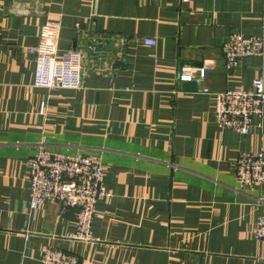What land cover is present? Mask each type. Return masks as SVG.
Returning a JSON list of instances; mask_svg holds the SVG:
<instances>
[{
    "label": "crops",
    "instance_id": "crops-1",
    "mask_svg": "<svg viewBox=\"0 0 264 264\" xmlns=\"http://www.w3.org/2000/svg\"><path fill=\"white\" fill-rule=\"evenodd\" d=\"M49 19L61 23L59 57L85 52L79 89L34 84ZM234 32L264 34V0H0V264H42L49 247L82 264H264L254 236L264 185L236 178L241 151H264V127L219 128L204 91L264 76V57L227 68L222 45ZM184 67H206L190 80L198 90L183 88ZM43 139L102 154L109 195L95 241L73 237V209H29Z\"/></svg>",
    "mask_w": 264,
    "mask_h": 264
},
{
    "label": "built area",
    "instance_id": "built-area-1",
    "mask_svg": "<svg viewBox=\"0 0 264 264\" xmlns=\"http://www.w3.org/2000/svg\"><path fill=\"white\" fill-rule=\"evenodd\" d=\"M186 1V0H185ZM45 33L36 47L37 67L34 84L49 89H79L83 86L84 50L70 48L57 55L58 31L61 23L48 20ZM146 43L155 44L154 39ZM228 69L241 66L245 60L264 57V34L231 33L222 45ZM206 67L181 69L179 80L190 81L205 76ZM215 98L214 122L221 129L249 134L264 127V76H256L248 89L227 88L222 91L204 89ZM105 170L99 152L69 153L48 146L43 139L30 159L29 209L37 210L47 201H55L75 211L76 231L73 237L95 241L93 223L97 204L109 195L105 186ZM236 178L242 188L264 185V151H241L236 160ZM29 236V235H28ZM27 236V238H28ZM256 240H264V216H258L254 228ZM42 264H82L75 254L59 248H47Z\"/></svg>",
    "mask_w": 264,
    "mask_h": 264
},
{
    "label": "water",
    "instance_id": "water-1",
    "mask_svg": "<svg viewBox=\"0 0 264 264\" xmlns=\"http://www.w3.org/2000/svg\"><path fill=\"white\" fill-rule=\"evenodd\" d=\"M182 86L186 90H198V83L196 81H183Z\"/></svg>",
    "mask_w": 264,
    "mask_h": 264
}]
</instances>
